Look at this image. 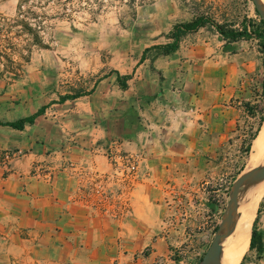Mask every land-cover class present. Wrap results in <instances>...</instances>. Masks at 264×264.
I'll return each instance as SVG.
<instances>
[{
  "label": "rangeland",
  "instance_id": "obj_1",
  "mask_svg": "<svg viewBox=\"0 0 264 264\" xmlns=\"http://www.w3.org/2000/svg\"><path fill=\"white\" fill-rule=\"evenodd\" d=\"M199 16L250 31L263 20L252 0H0V96L11 93L0 100L1 121L43 108L45 123L69 130L68 142H75L79 132L108 124L123 135L142 132L153 115L174 126L179 117L191 121L203 113L232 120L225 140L208 151L194 180L172 193L159 223V243L137 245L134 259L114 264H200L233 182L254 167L249 166L254 139L264 126L262 41L253 33L230 43L207 25L187 33L174 53H161L158 46L172 41L176 25ZM59 110L67 115L57 116ZM34 126L21 132L0 125V163L27 152L19 144L34 135ZM160 128L163 141L180 131ZM143 149H122L140 154L135 188L145 177L141 163L148 145ZM256 219L264 241V191L251 228ZM237 264H264V252L248 248Z\"/></svg>",
  "mask_w": 264,
  "mask_h": 264
},
{
  "label": "crops",
  "instance_id": "obj_2",
  "mask_svg": "<svg viewBox=\"0 0 264 264\" xmlns=\"http://www.w3.org/2000/svg\"><path fill=\"white\" fill-rule=\"evenodd\" d=\"M10 94L8 89L0 100ZM153 116L142 132L123 135L116 125L110 129L104 123L79 132L75 142H68L69 130L46 124L45 114L38 116L34 135L19 144L27 152L0 163V264H114L134 259L137 245L159 243V223L172 193L194 180L208 151L225 140L232 120L203 113L191 121L179 117L174 126L165 116ZM160 127L180 131H171L163 141ZM148 135L154 140H144ZM115 136L121 140L111 141ZM114 142L130 152L148 145L141 163L145 177L133 187L130 207L122 212L120 203L108 209L99 203L89 178L93 169L114 171L108 157Z\"/></svg>",
  "mask_w": 264,
  "mask_h": 264
},
{
  "label": "built area",
  "instance_id": "obj_3",
  "mask_svg": "<svg viewBox=\"0 0 264 264\" xmlns=\"http://www.w3.org/2000/svg\"><path fill=\"white\" fill-rule=\"evenodd\" d=\"M108 157L114 165L113 172L104 173L95 169L90 172L93 194L104 208L108 209V204L120 203V212L127 211L139 172L140 154L126 153L115 142L108 151ZM36 171L41 175V169L36 168Z\"/></svg>",
  "mask_w": 264,
  "mask_h": 264
},
{
  "label": "trees",
  "instance_id": "obj_4",
  "mask_svg": "<svg viewBox=\"0 0 264 264\" xmlns=\"http://www.w3.org/2000/svg\"><path fill=\"white\" fill-rule=\"evenodd\" d=\"M257 12H258V10H257ZM258 14H259V12H258ZM207 25L213 26L221 34V36L225 40L229 41L230 43H232L234 41H238V40L245 38V37H252L253 33H254L255 36H257L261 39L262 46L264 48V21L263 20H262L261 26L259 25V27L257 29H255L254 31H250L247 26L244 27L242 30H238V29H234V28H226V26L224 24L218 23L210 17L199 16L192 21L176 25L174 27L173 32H172V36H171L172 41L168 42L164 45L158 46L159 49H161V53H163V54L174 53L180 47V42H181L182 38L187 33L197 31L200 28L205 27ZM124 80H122L123 81L122 85L126 86L127 85L126 80L125 81ZM42 112H43V108L38 110L36 113H34L30 116L23 117V118H20L18 120H15V121L3 122L0 120V125L11 127L13 129H17V130H24L27 125L35 123L37 117L39 115H41ZM262 120H264V118ZM258 131H260V130L258 129ZM258 134H259V132H258ZM256 225H257V219L254 221L253 228L251 231V240H250L249 249L255 250L259 254H262L264 252L263 234L261 231H259L257 229Z\"/></svg>",
  "mask_w": 264,
  "mask_h": 264
},
{
  "label": "water",
  "instance_id": "obj_5",
  "mask_svg": "<svg viewBox=\"0 0 264 264\" xmlns=\"http://www.w3.org/2000/svg\"><path fill=\"white\" fill-rule=\"evenodd\" d=\"M264 20V0H252ZM260 183H264V163L258 164L236 178L230 189V200L222 215L214 239L205 252L200 264H222L221 256L224 243L234 234L239 218L240 207L245 192Z\"/></svg>",
  "mask_w": 264,
  "mask_h": 264
},
{
  "label": "bare ground",
  "instance_id": "obj_6",
  "mask_svg": "<svg viewBox=\"0 0 264 264\" xmlns=\"http://www.w3.org/2000/svg\"><path fill=\"white\" fill-rule=\"evenodd\" d=\"M263 157H264V126L262 127V129L259 132V135L256 137L254 141L253 154L251 156L249 166L258 165ZM262 163H264V161L261 162L260 164ZM263 188H264V183H260L253 186L251 189H248L245 192L240 207V218L236 230L234 234L224 243V248L221 256L222 264H237L244 255L245 251L249 248L250 240H251V229H252L251 214L254 209V206L257 203L258 197L261 195V192L264 191ZM255 192L256 194L254 195L253 193ZM250 196L252 197L247 201V199Z\"/></svg>",
  "mask_w": 264,
  "mask_h": 264
}]
</instances>
